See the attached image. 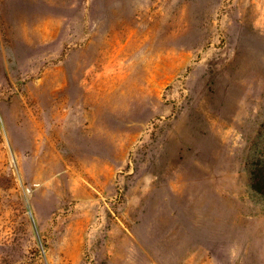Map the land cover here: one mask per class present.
Wrapping results in <instances>:
<instances>
[{
	"label": "rangeland",
	"instance_id": "obj_1",
	"mask_svg": "<svg viewBox=\"0 0 264 264\" xmlns=\"http://www.w3.org/2000/svg\"><path fill=\"white\" fill-rule=\"evenodd\" d=\"M264 0H0V264H264Z\"/></svg>",
	"mask_w": 264,
	"mask_h": 264
},
{
	"label": "trees",
	"instance_id": "obj_2",
	"mask_svg": "<svg viewBox=\"0 0 264 264\" xmlns=\"http://www.w3.org/2000/svg\"><path fill=\"white\" fill-rule=\"evenodd\" d=\"M251 186L256 191L260 192L264 197V158L262 162L258 163L250 177Z\"/></svg>",
	"mask_w": 264,
	"mask_h": 264
}]
</instances>
